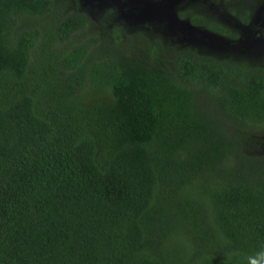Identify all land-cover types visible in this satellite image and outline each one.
<instances>
[{
	"label": "trees",
	"instance_id": "trees-1",
	"mask_svg": "<svg viewBox=\"0 0 264 264\" xmlns=\"http://www.w3.org/2000/svg\"><path fill=\"white\" fill-rule=\"evenodd\" d=\"M103 24L0 0V264H264V61Z\"/></svg>",
	"mask_w": 264,
	"mask_h": 264
},
{
	"label": "rangeland",
	"instance_id": "rangeland-1",
	"mask_svg": "<svg viewBox=\"0 0 264 264\" xmlns=\"http://www.w3.org/2000/svg\"><path fill=\"white\" fill-rule=\"evenodd\" d=\"M75 1L73 7L98 23L99 28V23H104L107 29L121 27L131 38L139 33L144 39L155 38L170 46L195 48L215 57H247L258 59V63L264 61V40L259 31L264 30V0H249L247 23L235 16L240 12L237 10L239 4L227 9L220 0ZM245 3V0H240V5ZM188 4L193 7L191 11L210 14L215 21L232 30L235 38H223L192 27L186 18L179 17V12L184 10H174L176 7L185 9ZM123 6L127 9H121ZM128 6L135 9L130 10ZM256 152L264 153V145Z\"/></svg>",
	"mask_w": 264,
	"mask_h": 264
},
{
	"label": "flooded vegetation",
	"instance_id": "flooded-vegetation-1",
	"mask_svg": "<svg viewBox=\"0 0 264 264\" xmlns=\"http://www.w3.org/2000/svg\"><path fill=\"white\" fill-rule=\"evenodd\" d=\"M221 1V3H223L224 4V6L228 9L229 8V6H230V9H233L234 8V6H236L237 4H239V6H238V9L237 10H246V6H247V4L245 3L244 5L243 4H241L240 5V0H220ZM246 1V0H245ZM179 5V4H178ZM128 8L130 9V10H134L135 8L134 7H130V6H128ZM179 7H176L174 10H184V11H181V12H179V14L180 15H185V16H182V17H180V18H183V19H187V21H188V15L189 14H195L196 12H194V11H191L192 9H193V7H192V5H190L189 6V4L187 5V7L185 8V9H183V8H179ZM121 9H127L125 6H123V7H121ZM179 15V16H180ZM209 16H211L210 14H208ZM195 28H197V27H195Z\"/></svg>",
	"mask_w": 264,
	"mask_h": 264
}]
</instances>
